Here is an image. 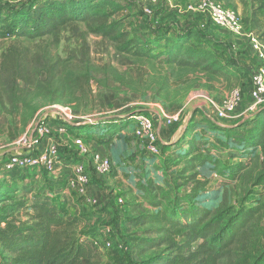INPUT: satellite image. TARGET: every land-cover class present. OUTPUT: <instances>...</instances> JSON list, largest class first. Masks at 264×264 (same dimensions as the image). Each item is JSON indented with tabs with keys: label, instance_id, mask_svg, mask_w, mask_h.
Returning <instances> with one entry per match:
<instances>
[{
	"label": "rangeland",
	"instance_id": "374dc122",
	"mask_svg": "<svg viewBox=\"0 0 264 264\" xmlns=\"http://www.w3.org/2000/svg\"><path fill=\"white\" fill-rule=\"evenodd\" d=\"M113 1L123 7L115 18L122 19L123 29L138 34L140 40L154 36L157 31L155 28L163 26L166 22V17L158 18L155 15L157 8L163 6L166 0ZM218 1L236 12L238 8L234 2L241 3L239 0L230 3L226 0ZM34 2L35 0H1L0 11L14 6L23 8L27 3ZM263 6L264 0H246L242 8L246 9L247 15L251 14L253 19L256 16L259 22L264 23ZM146 12H150V15ZM7 15L5 11L0 13L3 18ZM205 22L210 23L206 16ZM183 27L178 26L179 29ZM77 28V31L64 28L55 39L46 38L41 42L0 40V55L12 41H16L17 45H22V48L29 47L32 52L41 54L48 51L51 65L56 64L53 72L41 74L36 86L33 85L24 91L23 101L16 105L15 112L0 92V154L4 152V157L8 154L7 150H14L11 145L13 140L31 132L41 121L48 120L53 127H67L64 122L53 120H61L54 114V105L70 107L81 125L100 121L106 123L105 127H90V130L83 132L81 136L67 131L60 140L55 138L59 146L58 155L64 164L69 160L82 164L90 181L96 185V190H99L100 200L108 201L106 206L97 207L81 202L83 205L79 209L80 217L83 218L79 224V232L85 237L91 236L90 242L94 243L93 248L96 250L94 258H100V261H97L99 264L139 263V259L131 250L128 252L117 248V245L136 230L128 225L127 216L135 217L149 208L134 189V182L137 179L144 181L152 178L167 192H171V176L185 168V164L178 159V154L182 152L192 155L209 154L218 163L217 167L206 163L197 168L199 177L209 182L205 196H211L212 199L205 202L207 206L217 203L216 197L221 196V191L222 195H225V203L230 205L236 206L245 199L249 203L255 199V196L249 193L258 190L252 184L257 176L264 174V143L250 147L248 152L249 148L243 142L245 133L253 127V123L249 121L252 117L256 119V126L264 125V109L254 114L257 110L252 109V76L242 72L238 58H231L233 52L211 47L220 57L219 64L224 72L223 76L212 77L184 68L167 67L156 62L146 63L120 56L116 54L110 42L88 33L84 25L80 24ZM5 34L7 33H2ZM171 35L174 36L173 33ZM197 42L192 39L189 44L195 46ZM222 61H225L224 65ZM235 88L240 90V103L227 119L217 118L216 110ZM160 109L169 116L177 114L178 120L167 125ZM137 113L149 115L155 122L158 155H148L143 144L134 137V124L126 120L130 115ZM222 130L225 131L221 133ZM191 132L194 135H191ZM76 138L82 139L90 154L98 153L112 162V171L107 177L101 178L95 174L91 156L84 157L74 146ZM6 145L8 146L4 150ZM238 164H242L244 168L232 183L219 177L218 172H230V168ZM1 165H4V162ZM59 168L60 165H57L55 169L60 172L58 183L62 187L68 175L63 166V171ZM124 168L130 170L126 171ZM6 176L5 172L0 171V181L7 182L4 186L0 184L1 189L13 184L14 175L7 179ZM98 179H103V182L98 183ZM17 184L19 182H16ZM19 193L22 196L24 192L21 190ZM59 195L56 192L53 198L50 197L53 205L54 199L56 204H61ZM118 198L123 200V205L116 202ZM77 199L80 201V198L73 197V200ZM79 201L77 200L74 206ZM186 237L187 235H183L177 240L182 242ZM108 242L112 245L110 248L106 247Z\"/></svg>",
	"mask_w": 264,
	"mask_h": 264
},
{
	"label": "trees",
	"instance_id": "16d2710c",
	"mask_svg": "<svg viewBox=\"0 0 264 264\" xmlns=\"http://www.w3.org/2000/svg\"><path fill=\"white\" fill-rule=\"evenodd\" d=\"M24 7L14 6L0 11L8 14L0 17V40L41 42L46 38L55 39L64 28L77 31L81 24L88 33L110 42L120 56L212 77L223 76L220 57L211 49H222L221 44L211 36H202L194 28L160 27L154 36L140 40L138 34L123 29L122 19L115 18L123 7L113 0H35ZM155 15L158 17V12ZM192 39L198 41L195 46L189 44ZM16 41H12L0 55V92L13 106V112L23 101L24 91L36 86L41 74L56 69L55 63L51 65L48 51L32 52L29 47L17 45ZM251 119L253 127L245 133L243 142L249 148L248 152L250 147L264 143V125L258 127L256 119ZM53 120L61 122L57 118ZM126 121L130 120L127 118ZM67 125V131L81 136L90 127H105L106 123ZM156 145L159 153L158 141ZM184 153L178 154V159L185 168L171 176V192L152 178L134 182V189L149 208L135 217L127 216L128 225L136 230L117 248L131 250L139 259L138 264H264V174L254 179L252 185L258 190L249 193L255 196L249 203L245 199L236 206L227 204L221 191V196L216 197L217 203L207 206L205 202L212 199L205 196L209 182L199 177L197 168L206 163L217 167L218 163L209 154ZM243 168L238 164L231 167L230 172L218 174L232 183ZM31 170L34 169L14 170L7 174L6 179L14 175L13 184L0 188V264H98L94 261V243L79 232L83 218L66 219L55 199L53 205L52 193L44 188L30 198L20 196L19 192L28 187L32 192L36 183L22 180L16 185L15 175H24ZM0 184L4 186L7 182L0 181ZM44 192L49 196L44 197ZM183 235H187L186 239L179 242L177 238Z\"/></svg>",
	"mask_w": 264,
	"mask_h": 264
},
{
	"label": "built area",
	"instance_id": "2783aa9c",
	"mask_svg": "<svg viewBox=\"0 0 264 264\" xmlns=\"http://www.w3.org/2000/svg\"><path fill=\"white\" fill-rule=\"evenodd\" d=\"M1 1V0H0ZM188 13L205 15L210 23L217 28L224 30L233 35H240L242 25L239 14L218 0H200L196 3H190L185 9ZM264 10V6H263ZM150 15V12H146ZM254 49L262 57L261 47L255 42ZM251 98L253 101V110L256 111L264 107V71H257L252 75L251 79ZM241 100L240 90L233 89L228 97L224 100L221 107L216 110L217 118L227 119L231 115ZM56 116L61 118V122L65 125L78 123L77 118L68 106H53ZM161 116L167 125H171L178 120V115L169 116L160 109ZM58 119V118H57ZM134 124V137L140 141L150 156L158 154L157 129L152 117L146 114H133L128 118ZM67 133L66 127L63 125L53 127L48 120L41 121L33 127L31 132H26L13 140L12 147L14 150H28L31 153L23 156H10L4 163L3 168L6 172L11 173L14 170H30L41 169L45 172L52 173L56 166L60 163L58 155V144L56 139H61ZM56 138V139H55ZM44 139H52V143L43 144ZM84 157L90 155L91 163L95 174L98 177H107L112 171V162L105 156L98 153L90 154L89 149L84 146L81 138H76L73 142ZM64 170L67 171L68 190L76 192L89 204L98 206L99 202L96 198L87 194V189L91 184L90 178L86 173L84 166L80 163H74L69 160L63 164ZM63 196H66L63 193ZM49 193L44 192V197H48ZM119 205H123L121 198L117 199ZM106 247L110 248L111 243H106Z\"/></svg>",
	"mask_w": 264,
	"mask_h": 264
},
{
	"label": "crops",
	"instance_id": "0c3cea01",
	"mask_svg": "<svg viewBox=\"0 0 264 264\" xmlns=\"http://www.w3.org/2000/svg\"><path fill=\"white\" fill-rule=\"evenodd\" d=\"M198 1L200 0H166L164 5L160 6V8H157L156 10V12H158V18L161 16L166 17V20H165L166 22L163 25L164 27L171 26L176 29L178 28L179 25L184 26L183 28L191 27V28H194V30H196V32H198L202 36H206V37L211 36L213 39H218L214 41L221 44L223 50L226 49L227 51H231L234 53L231 58H235V57L238 58L240 66H242L243 68L242 72L244 74L248 73V74H251L252 76L257 71H264V23L259 22L256 16L253 19L251 14L249 15L246 14L247 13L246 9L242 8L243 5L246 4V0H239V2L241 3L234 2L233 0H226L228 3L234 2L238 8L237 12L240 16L241 25H242V32L240 35H233L231 33L225 32L217 28L212 23L205 22V15L188 13L185 10L188 4L196 3ZM262 11L264 13L263 8H262ZM178 22H180L181 24H179ZM163 26H158L157 28H160ZM255 42L258 44V46L261 47V51L263 54L262 57L259 56L258 52L253 47ZM52 141H53L52 139H44L43 144L44 145L50 144L52 143ZM7 146L8 145H6L3 149L5 150ZM3 153L0 154V167H1L0 171L5 172V174H9L8 172L4 170L3 165H1V163L3 162L5 163L8 157L10 156H13V155L23 156L31 152L28 150H23V149L22 150H11L10 149V150H7L8 154L4 155V157H3ZM63 164L64 162L60 158L59 165L62 171H63V168H62ZM56 170L57 169H55L52 173H48L41 169H34L33 171L31 170L24 175L23 174L15 175L18 182H21L22 180H25V181L28 180V181H31L32 183H36V186L32 192H29V187H28V189H25L23 191L24 192L23 194H26V195L22 194V196L24 198H30L35 193L40 191V188H44L45 190H48L50 193H53L52 194L53 196H55L56 192H58L60 194L59 197L61 196V198L58 199L61 204L60 205L56 203L55 204L57 207H61L62 212L65 215L66 219L70 220L74 217H80L81 214H80L79 209L82 208V205H83L82 203H86L88 205H91V204L86 202V200L83 199L76 192L68 190L66 176L64 177L66 180L63 182V185L61 187L60 183H58L60 182V172ZM97 181L98 183H102L103 179L102 180L98 179ZM116 181H118V179H116ZM90 182L91 184L89 185L87 189V194L89 196H92L93 198H96L99 201V205L106 206L108 204V201L106 199L100 200L99 190H96V187H95L96 185H94L92 181ZM51 187L53 190L51 189ZM63 193H65L66 196H63L64 195ZM72 196L73 197L76 196V198H80V201L79 199H77L79 203L76 206L74 205L77 200H73ZM62 201H65V202H62ZM65 203H67V205ZM90 237L91 236L87 237L89 241H90ZM97 259L99 260L100 258H97ZM98 260L94 258L95 262H97ZM115 262H117V260H115Z\"/></svg>",
	"mask_w": 264,
	"mask_h": 264
}]
</instances>
